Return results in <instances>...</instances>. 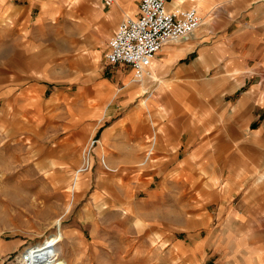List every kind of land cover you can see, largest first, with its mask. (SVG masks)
I'll list each match as a JSON object with an SVG mask.
<instances>
[{
  "label": "rangeland",
  "instance_id": "rangeland-1",
  "mask_svg": "<svg viewBox=\"0 0 264 264\" xmlns=\"http://www.w3.org/2000/svg\"><path fill=\"white\" fill-rule=\"evenodd\" d=\"M58 1L74 8L78 0ZM111 34L94 22L70 47L47 49L58 53L49 62L28 61L30 76L51 80L25 96L35 104L0 95V264H29L38 249L46 257L36 264H212L213 247L197 240L208 235L210 219L201 218L225 187L168 157L170 143L185 138L181 110L165 95L149 97L150 83L135 81L129 67L106 63ZM97 66L115 82V100L104 102L115 108L111 117L109 107L104 117L85 111L98 106L85 82ZM136 85L139 97L130 100ZM60 86L69 93L53 97Z\"/></svg>",
  "mask_w": 264,
  "mask_h": 264
},
{
  "label": "crops",
  "instance_id": "crops-1",
  "mask_svg": "<svg viewBox=\"0 0 264 264\" xmlns=\"http://www.w3.org/2000/svg\"><path fill=\"white\" fill-rule=\"evenodd\" d=\"M99 1L74 0L76 6L70 8L58 0H0V95L23 96L17 98L20 106L35 104L25 96L45 92L51 80L30 76L27 62L41 64L43 57L49 62L58 53L49 56L47 49L58 42L70 47L74 39L91 34L94 22L104 21L113 33L123 15H135L139 0L110 5L103 0V6ZM167 4L195 7L201 23L187 37L163 45L151 62V75L141 83H150L154 101L165 95L181 110L178 127L185 138L170 143L168 157L193 163L195 175L225 187L214 192V205L201 218L215 227L207 228L197 247H213L212 264H264V0ZM58 17L62 22L56 23ZM23 29L29 32L27 39ZM97 68L85 82L98 106L85 111L104 117L109 107L111 117L115 108L104 102L115 100V82L101 78ZM159 84L161 92L153 88ZM126 86L132 87L129 80ZM136 86L129 91L130 100L139 97ZM51 92L53 97L69 93L68 86Z\"/></svg>",
  "mask_w": 264,
  "mask_h": 264
},
{
  "label": "built area",
  "instance_id": "built-area-1",
  "mask_svg": "<svg viewBox=\"0 0 264 264\" xmlns=\"http://www.w3.org/2000/svg\"><path fill=\"white\" fill-rule=\"evenodd\" d=\"M113 0H104L110 5ZM201 23L195 7L167 6V0H139L135 15L122 19L109 37L104 57L115 65L126 64L134 80L151 75V62L168 42L190 35Z\"/></svg>",
  "mask_w": 264,
  "mask_h": 264
},
{
  "label": "bare ground",
  "instance_id": "bare-ground-1",
  "mask_svg": "<svg viewBox=\"0 0 264 264\" xmlns=\"http://www.w3.org/2000/svg\"><path fill=\"white\" fill-rule=\"evenodd\" d=\"M29 257H30L29 264H33V263L36 264V262H38L39 259L46 257V251L42 249L32 251Z\"/></svg>",
  "mask_w": 264,
  "mask_h": 264
}]
</instances>
